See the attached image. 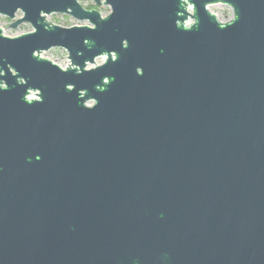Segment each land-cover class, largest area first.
Returning a JSON list of instances; mask_svg holds the SVG:
<instances>
[{
	"label": "water",
	"instance_id": "obj_1",
	"mask_svg": "<svg viewBox=\"0 0 264 264\" xmlns=\"http://www.w3.org/2000/svg\"><path fill=\"white\" fill-rule=\"evenodd\" d=\"M91 1L0 0V264H264V0Z\"/></svg>",
	"mask_w": 264,
	"mask_h": 264
},
{
	"label": "rangeland",
	"instance_id": "obj_2",
	"mask_svg": "<svg viewBox=\"0 0 264 264\" xmlns=\"http://www.w3.org/2000/svg\"><path fill=\"white\" fill-rule=\"evenodd\" d=\"M84 6H94L91 0H79ZM95 7V6H94ZM92 9H99L103 14H108L109 13V8L108 7H100V8H92ZM209 11L214 14L217 18V20L221 23H227L233 18L232 11L229 7L224 6V5H216V6H211L209 7ZM20 14L16 15V18H19ZM50 22H56V23H61L69 26H74L78 24L79 22L73 20L71 17L66 16V15H59V14H53L48 16ZM12 21L8 20L5 17L0 16V26L3 27V34H21L25 31H32L31 27L27 24L19 26L15 30L9 29L10 23ZM42 54H45L53 59H55L58 63L64 64V68H66L69 64V61L67 59V54L64 50L62 49H51L47 52H44ZM105 58H98L95 60L96 65H100L103 63ZM91 103V102H89Z\"/></svg>",
	"mask_w": 264,
	"mask_h": 264
},
{
	"label": "trees",
	"instance_id": "obj_3",
	"mask_svg": "<svg viewBox=\"0 0 264 264\" xmlns=\"http://www.w3.org/2000/svg\"><path fill=\"white\" fill-rule=\"evenodd\" d=\"M91 8H95L94 6H88L86 9L90 10Z\"/></svg>",
	"mask_w": 264,
	"mask_h": 264
},
{
	"label": "flooded vegetation",
	"instance_id": "obj_4",
	"mask_svg": "<svg viewBox=\"0 0 264 264\" xmlns=\"http://www.w3.org/2000/svg\"><path fill=\"white\" fill-rule=\"evenodd\" d=\"M86 9V8H85ZM90 10H92V9H90ZM19 14V13H18ZM17 15V14H16ZM16 19H18V18H16ZM13 22V21H12ZM12 22L10 23V25L12 24ZM23 25H25V24H23ZM21 26V25H20ZM9 29H11L10 28V26H9ZM11 30H13V29H11Z\"/></svg>",
	"mask_w": 264,
	"mask_h": 264
}]
</instances>
